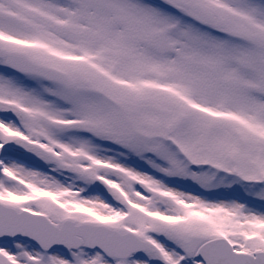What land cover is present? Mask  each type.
<instances>
[{
    "label": "snow or ice",
    "instance_id": "6c2138e0",
    "mask_svg": "<svg viewBox=\"0 0 264 264\" xmlns=\"http://www.w3.org/2000/svg\"><path fill=\"white\" fill-rule=\"evenodd\" d=\"M0 264H264V0H0Z\"/></svg>",
    "mask_w": 264,
    "mask_h": 264
}]
</instances>
